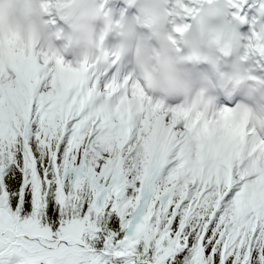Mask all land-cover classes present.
Wrapping results in <instances>:
<instances>
[{
	"label": "snow or ice",
	"instance_id": "obj_1",
	"mask_svg": "<svg viewBox=\"0 0 264 264\" xmlns=\"http://www.w3.org/2000/svg\"><path fill=\"white\" fill-rule=\"evenodd\" d=\"M0 264H264V152L0 41Z\"/></svg>",
	"mask_w": 264,
	"mask_h": 264
},
{
	"label": "clouds",
	"instance_id": "obj_2",
	"mask_svg": "<svg viewBox=\"0 0 264 264\" xmlns=\"http://www.w3.org/2000/svg\"><path fill=\"white\" fill-rule=\"evenodd\" d=\"M53 12L67 30L52 31L45 17ZM182 14L193 16L198 26L195 32L191 24L176 23L175 18ZM215 15L211 8L194 12L183 3L170 8L164 0H140L138 17L113 21L96 0H0V41L5 47L11 43L63 62V54L71 53L89 70L107 65L112 58L129 59L127 78L135 79L149 99L163 105L175 101L173 107L193 128L234 133L242 149L264 152L259 133L264 129V106L242 101L235 109L217 111L212 78L207 74L194 76L186 67L207 60L211 49L229 53L237 45L233 35L211 26ZM138 25L148 29L151 36H142ZM113 34L116 42L108 48V38ZM220 78L226 87H238L243 81L238 70L221 73ZM82 86L87 87V79Z\"/></svg>",
	"mask_w": 264,
	"mask_h": 264
},
{
	"label": "bare ground",
	"instance_id": "obj_3",
	"mask_svg": "<svg viewBox=\"0 0 264 264\" xmlns=\"http://www.w3.org/2000/svg\"><path fill=\"white\" fill-rule=\"evenodd\" d=\"M52 0H44V3H51ZM101 3L103 4L105 1L104 0H100ZM172 1V6L175 7V5H177V2H186L190 5V9H192L193 11H195L198 6L202 5L204 2H206L207 0H193V1H190V0H170V2ZM244 3V0L241 1L240 3V11L239 12H242V17L240 20H245L247 25H246V32L248 31V28L250 29V31L246 34V37L247 36H250L251 34H253L254 31H261V30H264V0H247L245 1V4ZM251 4H253V6H251ZM190 16L189 15H186V14H182L181 16L179 17H176L175 18V21L177 24H180V23H185L188 18ZM47 18V21L50 25V27L55 31V19H54V14H51V15H47L46 16ZM247 55L249 57V61H254L255 59H259L257 57L256 54H250L248 53L247 51ZM113 58L109 61V63L107 65H110V63L112 62ZM64 62L65 64H69V62H67L65 59H64ZM70 65L72 67H77L79 64L78 62H75L73 61L72 63H70ZM261 67H259V74L263 77H264V63L263 62H260ZM101 67V66H100ZM100 67H98L96 69V76L98 77L99 79V82L102 83V84H106L108 82H104V80L102 79V77L106 74V71H100ZM260 101L261 100H264V96L262 98L259 99Z\"/></svg>",
	"mask_w": 264,
	"mask_h": 264
},
{
	"label": "rangeland",
	"instance_id": "obj_4",
	"mask_svg": "<svg viewBox=\"0 0 264 264\" xmlns=\"http://www.w3.org/2000/svg\"><path fill=\"white\" fill-rule=\"evenodd\" d=\"M190 1H193V0H190ZM179 3H183L184 5H186L189 9H190V5L188 4V3H186L185 1L184 2H179ZM178 2H177V4H179ZM176 6V5H175ZM251 6H253V4H251ZM173 7V6H172ZM171 7V8H172ZM264 13V12H263ZM252 36V34L250 35V36H247V43H248V39L250 38Z\"/></svg>",
	"mask_w": 264,
	"mask_h": 264
},
{
	"label": "water",
	"instance_id": "obj_5",
	"mask_svg": "<svg viewBox=\"0 0 264 264\" xmlns=\"http://www.w3.org/2000/svg\"><path fill=\"white\" fill-rule=\"evenodd\" d=\"M261 57V56H260Z\"/></svg>",
	"mask_w": 264,
	"mask_h": 264
}]
</instances>
